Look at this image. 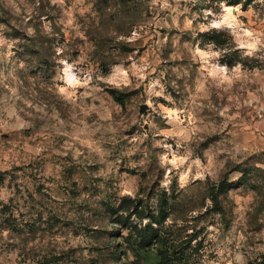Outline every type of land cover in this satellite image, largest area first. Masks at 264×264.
Returning <instances> with one entry per match:
<instances>
[{
  "label": "rangeland",
  "instance_id": "1",
  "mask_svg": "<svg viewBox=\"0 0 264 264\" xmlns=\"http://www.w3.org/2000/svg\"><path fill=\"white\" fill-rule=\"evenodd\" d=\"M0 264H264V0H0Z\"/></svg>",
  "mask_w": 264,
  "mask_h": 264
},
{
  "label": "water",
  "instance_id": "2",
  "mask_svg": "<svg viewBox=\"0 0 264 264\" xmlns=\"http://www.w3.org/2000/svg\"><path fill=\"white\" fill-rule=\"evenodd\" d=\"M146 108L144 107L142 110H145Z\"/></svg>",
  "mask_w": 264,
  "mask_h": 264
}]
</instances>
